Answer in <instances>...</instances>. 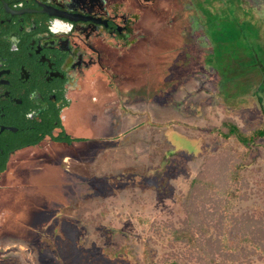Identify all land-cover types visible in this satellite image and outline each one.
<instances>
[{
  "label": "rangeland",
  "instance_id": "1",
  "mask_svg": "<svg viewBox=\"0 0 264 264\" xmlns=\"http://www.w3.org/2000/svg\"><path fill=\"white\" fill-rule=\"evenodd\" d=\"M189 3L186 69L169 84L173 53L148 56L144 86L134 88L139 96L124 99V126L116 130L124 133L102 140L94 104L77 101L64 121L73 143L51 148L46 141L51 151L23 154L0 182V208L16 215L0 226L7 239L0 241V264L186 258L188 247L171 242V230L185 226L192 180L207 158L246 152L234 138L209 132L227 120L245 132L264 126V0ZM254 153L237 215H264V140ZM246 264H264V255Z\"/></svg>",
  "mask_w": 264,
  "mask_h": 264
},
{
  "label": "flooded vegetation",
  "instance_id": "2",
  "mask_svg": "<svg viewBox=\"0 0 264 264\" xmlns=\"http://www.w3.org/2000/svg\"><path fill=\"white\" fill-rule=\"evenodd\" d=\"M188 1L0 0V182L23 154L47 151L46 141L71 145L54 138L66 133V112L77 101L94 104L102 140L112 120L115 129L124 126V99L139 96L142 65L154 50L173 53L169 84L182 75ZM8 215L16 216L10 206L0 208V226Z\"/></svg>",
  "mask_w": 264,
  "mask_h": 264
},
{
  "label": "trees",
  "instance_id": "3",
  "mask_svg": "<svg viewBox=\"0 0 264 264\" xmlns=\"http://www.w3.org/2000/svg\"><path fill=\"white\" fill-rule=\"evenodd\" d=\"M209 133L224 140L234 138L246 152L236 157L229 150L205 160L183 204L190 206L185 226L171 230V242L188 247L186 258L152 264H246L264 255V215H237L234 210L242 197L243 172L254 163L248 156H254V148L264 140V126L245 132L227 120ZM54 140L72 144L75 139L63 132Z\"/></svg>",
  "mask_w": 264,
  "mask_h": 264
},
{
  "label": "crops",
  "instance_id": "4",
  "mask_svg": "<svg viewBox=\"0 0 264 264\" xmlns=\"http://www.w3.org/2000/svg\"><path fill=\"white\" fill-rule=\"evenodd\" d=\"M123 121H124V118H123ZM111 123H112L111 124L112 127H114L116 125V124H114L115 123V120H112ZM112 129H113L112 132L108 135L109 138H114V136H118L120 133L121 134L124 133V131L123 132L116 133V130H118V129H115V128H112ZM120 129H122V128H120Z\"/></svg>",
  "mask_w": 264,
  "mask_h": 264
},
{
  "label": "clouds",
  "instance_id": "5",
  "mask_svg": "<svg viewBox=\"0 0 264 264\" xmlns=\"http://www.w3.org/2000/svg\"><path fill=\"white\" fill-rule=\"evenodd\" d=\"M55 31V30H54Z\"/></svg>",
  "mask_w": 264,
  "mask_h": 264
}]
</instances>
